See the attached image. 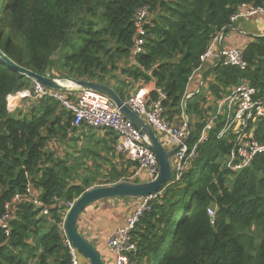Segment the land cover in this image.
<instances>
[{
  "label": "trees",
  "instance_id": "trees-1",
  "mask_svg": "<svg viewBox=\"0 0 264 264\" xmlns=\"http://www.w3.org/2000/svg\"><path fill=\"white\" fill-rule=\"evenodd\" d=\"M242 2L264 6V0H0V49L39 74L109 84L123 100L155 81L168 96L167 119L180 122L186 106L193 144L213 108L212 95L220 99L248 81L264 97V35L244 48L245 69L208 62L201 67L213 39L235 25L231 17ZM142 7L148 9V35L135 54L134 17ZM59 50L64 58L57 62ZM198 68L205 85L184 105ZM33 84L0 57V215L29 184L42 202L24 198L13 205L9 233L0 227V264H71L63 226L67 202L131 173L113 161L117 135L79 143L74 116L60 102L33 99L28 110H10L9 96ZM220 128L221 122L198 146L183 179L166 183L136 225L133 264H264V152L245 169L227 168L232 136L218 139ZM255 136L264 143V117ZM64 144H74L76 154L60 155ZM102 163L108 167L101 174ZM89 167L95 176L85 174Z\"/></svg>",
  "mask_w": 264,
  "mask_h": 264
},
{
  "label": "built area",
  "instance_id": "built-area-1",
  "mask_svg": "<svg viewBox=\"0 0 264 264\" xmlns=\"http://www.w3.org/2000/svg\"><path fill=\"white\" fill-rule=\"evenodd\" d=\"M256 15L264 16L263 5H256L253 2H242L232 15L231 22L235 23L239 19ZM147 16V7H142L134 17L137 29L134 43L135 54L142 52L146 43L148 35L146 28ZM220 39L221 35L214 38L201 56V67L212 58L216 64L237 66L245 69L247 60L244 49L225 47L216 51L215 47ZM198 70L200 68L195 70L189 78L187 97L200 92L205 85L198 77ZM153 92L156 93L155 96H152ZM68 93L47 88L41 83L34 81L32 88L9 96L8 107L12 110L11 101L14 103L18 97L36 100L43 98L54 99L72 112L74 127L88 126L96 130L111 131L117 135V152L137 163L127 179L143 180L156 175L159 163L155 153L146 145L141 132L132 122L125 118L108 96L97 91L82 90L78 92L76 97L71 99ZM212 97L213 95L210 103L213 108L205 120L199 138L193 144H190V140L186 142L189 122L186 119L185 109L180 122L176 123L167 119L164 113L165 101L168 96L163 88H159L156 85L155 81L141 84L127 100H124L135 113L153 126L166 147H178L171 158L173 175L170 181L167 182V186L178 183L183 179L186 171L197 157L198 146L208 139L210 132L219 122H221V128L217 132L218 139L232 136V145L226 161L227 168L231 170L245 169L258 154L264 152V143H261L255 136L258 123L264 117V97L259 94V89L248 81H243L233 86L222 98L214 99ZM160 193H162L161 190L138 199L136 207L128 214L125 224L118 227L110 235L108 245L114 255L113 264H133L131 256L138 251V244L133 236L134 229L145 212L152 209V203ZM24 198L30 199L37 205H42L38 193L34 191L30 184L26 191L16 193L12 200L6 203L5 212L0 215V227L4 228L6 233H9L8 220L13 205ZM76 199L67 202V213L75 204ZM47 212V209H45L44 213ZM208 213L210 215L214 214L212 207L208 208ZM66 244L70 250L71 264H80V253L67 237Z\"/></svg>",
  "mask_w": 264,
  "mask_h": 264
},
{
  "label": "water",
  "instance_id": "water-1",
  "mask_svg": "<svg viewBox=\"0 0 264 264\" xmlns=\"http://www.w3.org/2000/svg\"><path fill=\"white\" fill-rule=\"evenodd\" d=\"M226 31L223 32V35ZM0 57L12 68L27 75L47 88L62 92H80L92 90L108 96L120 109L127 120L141 132L146 145L155 153L159 169L154 177L148 180L123 179L114 184L99 185L86 189L75 201L73 207L68 211L64 221L66 237L71 241L78 252L89 261L90 264H105L102 255L93 242L83 235L78 227L77 221L80 214L87 205L107 197L140 199L144 196L158 192L173 175L172 155L178 147L167 148L159 138L158 134L143 117L135 113L121 98L118 92L109 84L89 80L77 79L70 76H50L36 73L14 62L6 53L0 49ZM191 96V95H190ZM185 99V105L190 98ZM186 119L188 120V132L186 142L190 140L193 126L185 106Z\"/></svg>",
  "mask_w": 264,
  "mask_h": 264
},
{
  "label": "crops",
  "instance_id": "crops-1",
  "mask_svg": "<svg viewBox=\"0 0 264 264\" xmlns=\"http://www.w3.org/2000/svg\"><path fill=\"white\" fill-rule=\"evenodd\" d=\"M258 35H264V16L256 15L245 19H239L235 23V25L232 26L231 30L227 31L224 35L222 33L221 39L218 40L215 50L217 51L218 49L225 47L227 48L238 47L244 49L246 45L252 40V38ZM212 64L214 65V61L212 58H210L208 60V66ZM135 90H133V92ZM77 94L78 92H72V95L75 97ZM32 100L33 99L31 98H21L20 100L19 97L16 98L14 102L15 110L16 111L26 110V109L28 110L30 108V105L33 104ZM74 128L77 129L75 132V137H77L80 140L79 143H81V141H86L91 137H94L95 139H99V140L108 139L109 138L108 133L111 132L107 130H96L88 126L79 127V128L74 127ZM73 135L74 134H72V136ZM86 144L90 145L89 141L88 142L86 141ZM74 146H75L74 144L71 145L70 147H67V144L60 145L59 154L60 155H64L66 153L76 154L75 151L77 148ZM113 151L116 152V156H117L116 158V156L113 155L112 157L113 161L117 162V165H124L125 167L128 166L127 168L128 173H132L133 168L130 165H128V163L131 162V160H129L125 155L118 153L116 150V145H113ZM107 167L108 164L106 165L102 163L99 173L101 174L106 173L105 171ZM143 180H148V179H143ZM99 185H105V184H95L93 187ZM137 203H138L137 198L134 199V198L107 197L87 205L84 211L80 214L77 221V227L83 235H85L89 240L93 242L95 247L102 255L105 264H113L114 255L108 245V239L110 235L118 227L125 224L128 214L132 210H134ZM80 264H90V263L87 259H85L82 255H80Z\"/></svg>",
  "mask_w": 264,
  "mask_h": 264
},
{
  "label": "rangeland",
  "instance_id": "rangeland-1",
  "mask_svg": "<svg viewBox=\"0 0 264 264\" xmlns=\"http://www.w3.org/2000/svg\"><path fill=\"white\" fill-rule=\"evenodd\" d=\"M63 58H64V51L63 50H59V51H57L56 53H55V55H54V59L57 61V62H59V61H62L63 60ZM59 64V63H58ZM57 66H59L60 67V65H57ZM130 97V95H128V96H126V99L125 100H127L128 98ZM21 98H19V100H20ZM201 104L202 105H204V103L203 102H201ZM207 106V105H206ZM204 108V107H203ZM11 109H12V111H14L15 110V107H14V103L11 101ZM95 169H93V167H89L88 168V170H87V172L85 173L86 175H90V176H95ZM81 255V254H80Z\"/></svg>",
  "mask_w": 264,
  "mask_h": 264
}]
</instances>
